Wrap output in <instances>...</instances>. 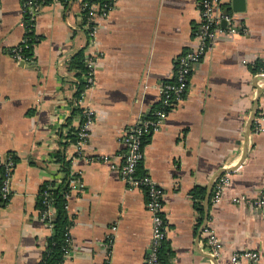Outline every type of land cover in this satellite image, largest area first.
Instances as JSON below:
<instances>
[{"label": "crops", "instance_id": "obj_1", "mask_svg": "<svg viewBox=\"0 0 264 264\" xmlns=\"http://www.w3.org/2000/svg\"><path fill=\"white\" fill-rule=\"evenodd\" d=\"M20 4L0 0V165L7 157L13 162L10 197L0 194V264H37L42 257L50 225L36 197L43 181L60 175L51 155L57 149L80 178L66 205L72 224L64 264H145L151 214L142 189L122 180L119 154L127 129L173 79L174 59L195 47L199 0H117L90 49L79 3L50 2L35 19L37 41L22 65L8 52L23 33ZM224 9L244 32L215 36L183 99L144 146L143 169L163 191L165 264H229L233 252L246 250L257 251L264 264V207L230 200L259 197L264 180V131H253L256 120L264 126V75L249 67L264 64V0H219L216 13ZM80 50L95 54L94 84L82 103L98 116L78 152L75 143L60 142L80 119L70 66ZM99 154L115 168L96 160ZM226 172L229 183L213 203L214 178ZM208 231L221 242L216 258L204 246Z\"/></svg>", "mask_w": 264, "mask_h": 264}, {"label": "built area", "instance_id": "obj_2", "mask_svg": "<svg viewBox=\"0 0 264 264\" xmlns=\"http://www.w3.org/2000/svg\"><path fill=\"white\" fill-rule=\"evenodd\" d=\"M45 0H22L20 4V26L23 33L17 45L8 48L10 56L16 62H28L30 59L23 54V49L27 48L30 43L29 33L34 31L35 19L41 8L45 5ZM63 0H50V2H58ZM67 2L76 1L79 3V13L81 16V25L85 30L88 38L87 48H92L95 42L96 33L99 29L101 20L107 16L111 9L116 5L117 0H107L100 2L99 0H64ZM219 0H199L200 18L194 31L196 40L195 47L191 51L179 54L174 59V75L172 81H167L161 85L159 90L160 108L155 111L143 113L134 124L127 129L125 134L126 150L119 154L122 163L119 166V173L122 180L129 189H141L145 186L146 207L151 214V241L145 264H160L158 258V248L160 241L165 237L166 224L162 211L163 191L148 175L142 178L135 177L137 165L144 157V146H142V138L151 134L156 130L167 117L171 109L177 102H180L189 88V77L200 62L206 48L214 40L219 33L235 35L244 32V28H238L232 22V18L228 13H216ZM225 26H221V22ZM85 51V50H84ZM87 74L85 76L87 85L81 93V98L75 102L82 109L83 121L79 124L78 141L75 143L78 152L87 142L90 136L91 127L97 119V112L87 105H83L82 99L85 91L94 84V58L95 54L85 53ZM246 63V60L242 61ZM254 62H251L252 65ZM264 75V66L258 72ZM253 131L256 133L264 131V126L256 120L254 121ZM96 160L106 162L110 168H115V164L106 154H99ZM3 172H0V194L2 199L8 200L10 197V179L13 162L7 157L2 164ZM229 183V176L226 172L220 177L214 178L212 202L218 203L222 199L223 192ZM69 194H66L68 199ZM234 203L245 202L251 204L255 208L264 207V180L257 198H247L246 196L232 197L230 199ZM52 213L50 209H46L40 213V218L46 220L50 218ZM71 244L70 231L65 235L64 257L71 253L69 250ZM204 246L211 257H218L220 254L221 242L212 232H206ZM64 257L58 264H64ZM259 253L253 250L235 251L231 255L229 264H258Z\"/></svg>", "mask_w": 264, "mask_h": 264}, {"label": "trees", "instance_id": "obj_3", "mask_svg": "<svg viewBox=\"0 0 264 264\" xmlns=\"http://www.w3.org/2000/svg\"><path fill=\"white\" fill-rule=\"evenodd\" d=\"M100 2H107V0H99ZM22 2V0H21ZM45 5L50 3V0L44 1ZM30 43L32 42V46L29 45L27 48H24L23 54L28 57L30 60L32 58V48L37 41V36L34 31L29 33ZM29 60V61H30ZM28 61V62H29ZM263 62L261 60H255L254 63L249 67L252 72L257 73L262 66ZM70 66L75 70V92H74V100L81 98V93L85 90L87 81V66H86V58L85 53L83 51H78L71 58ZM262 66V67H261ZM173 80V79H172ZM170 80V81H172ZM160 101H157L154 108L151 109L150 112L155 111L160 108ZM82 107L79 104L73 109V113L79 115V123L76 128H69L66 133L64 141L60 142L62 147H65L68 143H76L78 141V131L79 124L83 121L84 117L82 115ZM149 112V113H150ZM151 115V113L149 114ZM150 134L145 135L142 138V146H145L148 142ZM51 155L55 157V159L60 162V175H56L49 180L43 181L38 189L37 197H36V208L38 212L41 213L46 209H50L52 216L47 218L45 222L50 225V233L46 241V245L44 251L42 253V257L37 264H58L64 257V249L65 247V235L68 231H70V226L72 224L71 218L68 215L66 205L67 198L66 194L70 192V190L74 187L78 188L79 175L72 172L71 162L66 159L63 154V149L54 150ZM15 161V157L12 158ZM143 160V159H142ZM142 160L137 165L135 170V177L142 178L143 176H147L143 169ZM0 172H3V166L0 165ZM74 184H71V182ZM142 191L145 194V186H141ZM193 198L195 201V206L197 209H202L201 204V196L199 193L196 195L193 194ZM162 215V212H161ZM163 216V215H162ZM165 220V219H164ZM166 222V221H165ZM164 246H165V237L160 241L158 248V258L160 264H165V256H164Z\"/></svg>", "mask_w": 264, "mask_h": 264}, {"label": "water", "instance_id": "obj_4", "mask_svg": "<svg viewBox=\"0 0 264 264\" xmlns=\"http://www.w3.org/2000/svg\"><path fill=\"white\" fill-rule=\"evenodd\" d=\"M232 1H235V2H236V1H239V0H232ZM236 10H237V9H236ZM238 10H240V9H238ZM223 13H227L226 9L223 10ZM221 24L224 25V22L222 21ZM19 64L22 65V64H24V62H19ZM254 113H255V112L253 111L252 114H251V116H250V120H249L248 128H247V129H249V127H250L251 124H252L253 117H254ZM223 171H226V170H223ZM223 171H222V172H223Z\"/></svg>", "mask_w": 264, "mask_h": 264}]
</instances>
